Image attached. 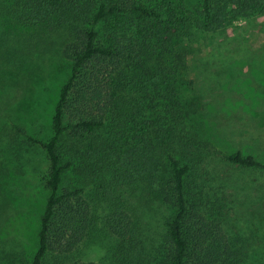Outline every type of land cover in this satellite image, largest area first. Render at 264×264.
<instances>
[{"label":"trees","instance_id":"trees-1","mask_svg":"<svg viewBox=\"0 0 264 264\" xmlns=\"http://www.w3.org/2000/svg\"><path fill=\"white\" fill-rule=\"evenodd\" d=\"M262 9L264 0H201L194 16L183 0L0 2V14L21 27L83 22L60 49L69 76L52 136L40 143L47 197L35 248L18 264H99L74 257L95 236L112 264H244L223 225L218 166L264 171V160L219 148L181 87L197 36L223 33ZM70 175L76 184H65ZM142 193L166 211L150 251L145 210L133 205L142 208V197L134 201Z\"/></svg>","mask_w":264,"mask_h":264},{"label":"rangeland","instance_id":"rangeland-1","mask_svg":"<svg viewBox=\"0 0 264 264\" xmlns=\"http://www.w3.org/2000/svg\"><path fill=\"white\" fill-rule=\"evenodd\" d=\"M183 2L191 16L200 9L201 0ZM75 25L83 22L21 27L0 14V264H18L35 248L32 233L47 197L40 143L52 136L51 117L69 76L60 49L72 41ZM195 41L181 95L196 102L204 128L222 140L219 148L264 160V9ZM217 175L225 183L223 225L237 256L244 264H264V171L219 165ZM76 181L70 175L65 184ZM146 193L134 200L142 197V208L133 205L137 213L145 210L140 226L150 251L161 241L166 211L144 199ZM98 239L82 243L74 257L112 264ZM5 253L16 256L7 260Z\"/></svg>","mask_w":264,"mask_h":264}]
</instances>
